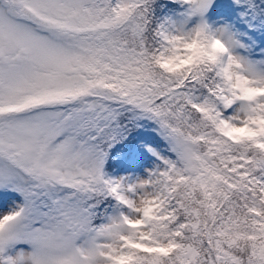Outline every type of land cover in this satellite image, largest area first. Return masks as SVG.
<instances>
[{
    "label": "snow or ice",
    "instance_id": "snow-or-ice-1",
    "mask_svg": "<svg viewBox=\"0 0 264 264\" xmlns=\"http://www.w3.org/2000/svg\"><path fill=\"white\" fill-rule=\"evenodd\" d=\"M0 264H264V0H0Z\"/></svg>",
    "mask_w": 264,
    "mask_h": 264
}]
</instances>
